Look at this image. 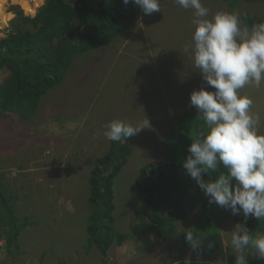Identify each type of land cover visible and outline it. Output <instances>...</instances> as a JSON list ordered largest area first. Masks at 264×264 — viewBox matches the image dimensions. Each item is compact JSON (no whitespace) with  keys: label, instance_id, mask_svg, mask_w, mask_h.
I'll use <instances>...</instances> for the list:
<instances>
[{"label":"rangeland","instance_id":"374dc122","mask_svg":"<svg viewBox=\"0 0 264 264\" xmlns=\"http://www.w3.org/2000/svg\"><path fill=\"white\" fill-rule=\"evenodd\" d=\"M39 1L5 0L0 6V37L15 17L13 5L25 12V7L33 8ZM159 2L161 11L145 15L140 10L131 27L110 45L75 56L62 83L48 90L31 118L22 120L13 111L0 113L1 190L22 227L19 248L6 247L0 263L177 264L197 259L192 250L181 256L179 234L198 224L195 212L165 240L152 233H134L144 199L138 185L142 168L157 163L158 156L169 155L171 143L173 150L180 147L178 139L184 136L175 130L177 118L197 112L190 106V93L202 86L211 90L194 66V10L182 8L175 0ZM201 2L209 10L208 18L226 11L240 19L250 13L256 23L264 22V0ZM8 75L0 68V85ZM241 93L252 98L251 110L259 115L264 132V81L259 88L246 85ZM146 117L151 127L132 136V153L114 184V230L127 237L103 256L88 243L85 229L90 171L95 159L110 148L111 141L104 135L109 122L121 119L135 124ZM3 211L0 203V235L6 240ZM221 215L215 221L221 246L211 260L230 264V256L235 257L230 240L236 224L230 211L223 209ZM248 254L261 259L254 250Z\"/></svg>","mask_w":264,"mask_h":264},{"label":"trees","instance_id":"16d2710c","mask_svg":"<svg viewBox=\"0 0 264 264\" xmlns=\"http://www.w3.org/2000/svg\"><path fill=\"white\" fill-rule=\"evenodd\" d=\"M42 2L33 8L25 7L29 14L13 5L11 11L15 17L6 34L0 37V68L9 73L0 85V113L13 111L22 120L31 118L48 90L62 83L75 56L98 45H110L131 27L141 10L133 3L125 5L123 0H45L36 11ZM255 21L250 13L241 16V22L249 28ZM175 130L184 136L178 139L180 147L173 150L171 143L167 146L169 155L158 156L157 163L147 164L140 172L138 185L144 199L134 233H152L165 240L177 234L179 222L195 212L198 224L179 233L180 254L184 256L192 250L197 254L192 264H214L211 255L221 246V232L215 221L222 216L224 208L208 203L181 164L189 155L187 149L192 139L200 136L206 125L199 113L188 111L178 116ZM131 138L111 141L109 150L95 159L90 171V211L85 229L88 243L96 246L103 256H107L115 242L121 244L127 237L114 230V184L132 153ZM203 178L209 179L207 174ZM1 189L0 184V203L8 226L6 247L19 248L17 240L22 227L16 223L9 198ZM232 219L235 224L244 222L254 236L264 235V219L245 220L242 214ZM189 230L199 243L196 250L186 240ZM230 257V264H235V257ZM246 258L248 264H264V259L257 260L252 254Z\"/></svg>","mask_w":264,"mask_h":264},{"label":"clouds","instance_id":"9594fccd","mask_svg":"<svg viewBox=\"0 0 264 264\" xmlns=\"http://www.w3.org/2000/svg\"><path fill=\"white\" fill-rule=\"evenodd\" d=\"M133 3L145 15L161 11L159 0H123ZM184 9L194 10L192 41L194 66L209 88L190 93V106L201 115L206 130L188 146L183 168L215 204L231 212L264 219V132L260 117L253 114V100L241 90L264 81V22L251 28L237 13L220 11L209 17L201 0H175ZM187 50V49H186ZM151 127L149 120L132 123L115 119L106 125L109 141L137 135ZM207 174L209 179L203 178ZM193 250L199 247L193 231L186 232ZM230 246L235 264H248L246 252L264 259V235L254 236L244 222L231 231ZM184 264H192L190 259Z\"/></svg>","mask_w":264,"mask_h":264},{"label":"built area","instance_id":"2783aa9c","mask_svg":"<svg viewBox=\"0 0 264 264\" xmlns=\"http://www.w3.org/2000/svg\"><path fill=\"white\" fill-rule=\"evenodd\" d=\"M5 249H6V240L0 235V260L4 257Z\"/></svg>","mask_w":264,"mask_h":264},{"label":"bare ground","instance_id":"6f19581e","mask_svg":"<svg viewBox=\"0 0 264 264\" xmlns=\"http://www.w3.org/2000/svg\"><path fill=\"white\" fill-rule=\"evenodd\" d=\"M5 0H0V6L4 3ZM26 1L27 3L33 2L34 0H23ZM0 16H1V11H0Z\"/></svg>","mask_w":264,"mask_h":264}]
</instances>
